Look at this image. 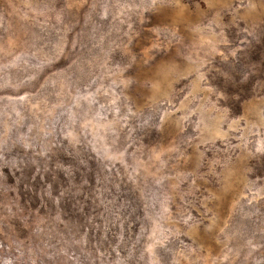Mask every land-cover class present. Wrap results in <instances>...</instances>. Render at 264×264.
<instances>
[{"label":"rangeland","instance_id":"374dc122","mask_svg":"<svg viewBox=\"0 0 264 264\" xmlns=\"http://www.w3.org/2000/svg\"><path fill=\"white\" fill-rule=\"evenodd\" d=\"M0 264H264V0H0Z\"/></svg>","mask_w":264,"mask_h":264}]
</instances>
